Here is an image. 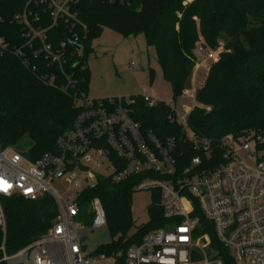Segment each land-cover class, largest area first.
<instances>
[{"label": "built area", "instance_id": "1", "mask_svg": "<svg viewBox=\"0 0 264 264\" xmlns=\"http://www.w3.org/2000/svg\"><path fill=\"white\" fill-rule=\"evenodd\" d=\"M103 1L133 4L141 0ZM78 2L28 0L24 10L14 16L27 38L24 48H31L35 56L43 54L59 68L62 81L54 75L45 78L64 91L77 88L75 59L83 55V49L71 47L81 45V33L88 31L75 9ZM60 22L74 34L53 44L48 33ZM0 45L8 47L3 38ZM213 51L199 48L189 85L179 97L182 102L167 103L172 121L180 127V137L161 138L144 129L133 117L136 95L95 99L77 90L73 99L78 114L56 140L54 152L33 160L12 145L0 148V264H191L196 249L204 252L202 264H224L199 241L197 208L238 264H264V133L253 132L241 141L232 135L223 137L220 161L210 166L216 146L189 124L195 108L211 110L197 96L222 52ZM15 53L28 61L25 50L17 48ZM137 95L149 106L159 102L148 89ZM188 150L195 155L182 165ZM103 168L106 171H101ZM103 177L116 184L133 178L135 191H159L164 215L171 222L146 233L140 244L127 250L86 254L79 234L80 228L86 227L78 224L82 219L80 196ZM56 187L72 189L75 194L65 197ZM45 194L58 206L53 225L34 242L8 253L4 199L19 195L37 200ZM87 213L92 218L88 227L108 225L99 197L88 202Z\"/></svg>", "mask_w": 264, "mask_h": 264}, {"label": "trees", "instance_id": "2", "mask_svg": "<svg viewBox=\"0 0 264 264\" xmlns=\"http://www.w3.org/2000/svg\"><path fill=\"white\" fill-rule=\"evenodd\" d=\"M27 2L0 0V38L8 44L7 48L0 45V148L26 136L29 145L23 153L30 159L56 150V140L78 114L74 92L88 94L86 58L94 51V41L105 28L125 37L145 36L147 46L154 48L157 54L165 80L172 86L174 100L189 85L199 48L216 50L223 46L197 96L201 103L211 106V110L197 107L189 117L191 128L212 139L216 146V158L210 160V166L220 161L219 142L223 137L232 135L241 141L253 132L264 133V0H141L133 4L79 0L75 9L88 31H80L82 46L71 47L80 46L83 55L75 59L77 88L66 91L45 78L54 75L58 82L62 81L59 68L43 54L35 56L31 48H24L27 38L14 16L24 10ZM46 25H49L47 17ZM73 34L70 26L60 22L49 31L48 41L56 44ZM17 48L26 51L27 62L24 56L15 53ZM154 76L152 70L151 80ZM135 99L133 117L144 129L152 130L161 138L180 137V127L172 121L166 102L149 106L141 95H136ZM194 155L195 151L188 150L181 164H188ZM134 182L131 178L116 184L103 177L95 187L81 193V220L91 223L88 202L99 197L110 228L111 241L93 253L127 250L140 244L146 233L171 222L164 215L161 194L155 190L148 208V221L136 226L132 211ZM4 207L8 253L40 238L51 228L58 214L57 203L48 194L37 200L14 195L4 199ZM194 214L200 219L197 229L200 243L209 251L215 250L224 264H238L230 250L218 240L212 223L198 208ZM134 226L136 230L132 231ZM196 255L197 251L192 257Z\"/></svg>", "mask_w": 264, "mask_h": 264}, {"label": "rangeland", "instance_id": "3", "mask_svg": "<svg viewBox=\"0 0 264 264\" xmlns=\"http://www.w3.org/2000/svg\"><path fill=\"white\" fill-rule=\"evenodd\" d=\"M217 51H223V47L220 46ZM86 63L89 69L88 94L92 98L104 99L120 95H137L148 89L159 101L170 104L174 100L172 86L163 76L157 54L154 48L147 46L143 34L125 37L115 30L105 28L94 41V51L86 58ZM152 70L155 73L153 80H151ZM177 100L178 103L182 102V98ZM28 145L29 138L24 136L12 146L23 153L27 150ZM101 171H106V169L103 168ZM56 188L62 193L64 192L65 197L68 194L71 196L75 194L72 189L68 190L66 187ZM152 202V191H134L132 211L136 226L148 221V208ZM78 224L86 225L79 230L86 254L94 252L100 246L111 241L108 225L92 228L88 227L84 220H79ZM134 230H136L135 226L132 231ZM196 250V258H193L191 264H202L204 252L200 249ZM205 251L217 254L213 249L210 251L205 249Z\"/></svg>", "mask_w": 264, "mask_h": 264}, {"label": "water", "instance_id": "4", "mask_svg": "<svg viewBox=\"0 0 264 264\" xmlns=\"http://www.w3.org/2000/svg\"><path fill=\"white\" fill-rule=\"evenodd\" d=\"M81 47L80 46H78V49H80ZM80 166V168H82V169H84V170H87L88 168H86V167H84V166H82V165H79Z\"/></svg>", "mask_w": 264, "mask_h": 264}]
</instances>
